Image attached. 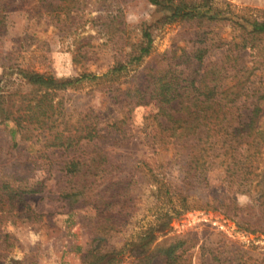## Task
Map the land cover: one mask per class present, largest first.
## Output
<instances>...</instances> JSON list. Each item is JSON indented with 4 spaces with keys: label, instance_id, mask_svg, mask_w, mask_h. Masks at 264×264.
Wrapping results in <instances>:
<instances>
[{
    "label": "rangeland",
    "instance_id": "obj_1",
    "mask_svg": "<svg viewBox=\"0 0 264 264\" xmlns=\"http://www.w3.org/2000/svg\"><path fill=\"white\" fill-rule=\"evenodd\" d=\"M173 1L207 3L225 18L202 24L164 23L165 11L147 0H0L3 106L9 105V96L16 90L32 91L23 71L69 81L82 75L102 76L118 64L124 66L111 86L118 87L116 94L108 91L106 82L90 81L58 93L56 102L62 101L67 119L97 115L104 126L102 139L81 149L51 151L43 139L12 137L13 125L3 121L0 110V179L12 176L16 185L33 190L24 199L40 216L31 225L7 221L0 226L17 239L20 259L26 255V260L37 264H80L81 254L95 245L97 209L85 205L70 211L61 199L70 187L64 164L73 158L89 162L105 157L109 164L97 186L115 188L125 180L123 202L132 214L125 228L102 245L110 251L127 244L123 262L117 264H131L130 249H137L134 244L146 232L153 233L154 246H179L180 264H264V143L259 152L252 150L255 169L240 187L228 177L232 158L230 152L224 156L225 150L216 152L219 157L212 159L204 178H189L186 162L179 156L181 148L170 142V136L156 132L155 104L136 106L125 95L141 83L139 75L146 67L163 69L166 58L179 56L182 50L207 49L204 69L223 65L227 50L239 40L236 21H264V0ZM146 31L152 37L150 54L131 62ZM232 53L238 61L229 71L224 65L227 81L235 84L237 79L231 78L242 71L238 77H244L249 97L241 102V111L248 115L260 105L255 127L264 131V99L258 100L264 91V52L262 57L249 48ZM113 122L119 126L112 127ZM162 137H168V142H162ZM164 184H171L178 195L168 194ZM162 259L152 264H165Z\"/></svg>",
    "mask_w": 264,
    "mask_h": 264
},
{
    "label": "trees",
    "instance_id": "obj_2",
    "mask_svg": "<svg viewBox=\"0 0 264 264\" xmlns=\"http://www.w3.org/2000/svg\"><path fill=\"white\" fill-rule=\"evenodd\" d=\"M147 1L160 11H165L164 23L197 21L202 24L225 18L222 12H214L207 3ZM242 22L235 23L239 40L227 50L223 65L204 69L207 49L198 48L190 53L182 50L179 56L173 54L167 57L163 69L146 67L142 75H139L141 83H137L133 90L127 89L125 94L136 106L149 102L155 104L158 108L155 116L156 132L170 136V142L181 148L179 156L186 162L185 174L189 178H204L212 166V159L219 157V154L215 155L216 152L225 150L224 156L230 152L232 158L226 172L231 182L239 183V187L244 182H249V176L255 169L252 150L259 152L264 143V131L255 127L261 112L260 105L255 106L248 115L241 111V102L249 97V89L242 83L244 77H238L242 71H236L231 79L237 80L232 85L228 83L227 72L224 70L225 64L228 66L226 71L235 68L238 57L234 56L233 50L249 48L257 51L259 57H262L264 52V21ZM143 39L144 43L134 51L131 62L140 61L150 54L151 33L144 32ZM123 68V65L118 64L105 75H82L69 81H59L52 76L23 71L22 76L26 84L33 89L26 93L16 90L9 96L12 100L8 102L7 107L0 104L3 121L13 125L12 137L17 134L25 140L43 139L51 151L81 149L84 144L102 139L104 126L100 125L97 115L92 119L88 117H91V114L79 117L76 121L67 119L62 101L56 102L58 93L83 81H90L102 85L106 82L104 84L108 91L116 94L118 87L113 89L111 86H115ZM135 77L134 79L139 81L138 76ZM263 99L264 91L258 97V100ZM118 126V123H112V127ZM258 137L261 142L257 141ZM250 138L251 143L247 142ZM161 141L168 142V137H162ZM243 146H248V149ZM243 149L246 152L240 153ZM108 164L109 161L105 157L94 158L89 162L73 158L64 164L70 187L61 193V199L71 208L70 211L85 205L97 209L98 221L93 227L95 245L81 254L80 264H117L123 262V255L127 251V244L119 250L106 251L102 247L112 235L122 231L127 221L132 218L129 208L123 202L127 192L125 180H120L115 188L100 189L97 186V179ZM5 179L7 182L2 181ZM164 187L168 194L178 195L173 191L171 184H164ZM32 192L33 190L23 184L16 185L12 176L1 177L0 226L7 221H22L31 225L40 218L24 199L25 195ZM139 238V243L134 244L137 249H130L131 264H152L156 259L162 258L165 259V264H180L178 261L182 255L176 253L179 246L173 243L167 247L160 244L154 246L151 232H146ZM19 251L17 239L0 230V264H37L26 260V255L20 259Z\"/></svg>",
    "mask_w": 264,
    "mask_h": 264
}]
</instances>
